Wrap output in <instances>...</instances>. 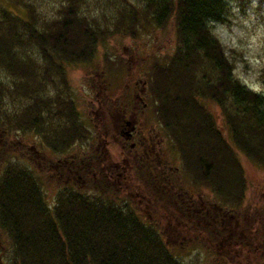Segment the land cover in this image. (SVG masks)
<instances>
[{
    "label": "trees",
    "instance_id": "obj_1",
    "mask_svg": "<svg viewBox=\"0 0 264 264\" xmlns=\"http://www.w3.org/2000/svg\"><path fill=\"white\" fill-rule=\"evenodd\" d=\"M88 1L57 0L46 17L31 0H0V134L30 132L58 153L90 137L69 95L67 67L89 64L97 45L114 34L133 38L171 22L172 51L151 57L144 86L178 165L153 171L155 163L140 155L133 169L120 167L124 185L130 177L150 187L163 176L170 228L144 220L115 179L102 182L92 152L80 167L90 173L87 186L61 180L48 205L37 167L0 145V233L10 244L0 264H184L162 235L181 231L180 196L187 206L191 200L181 187L184 181L206 187L221 211L241 207L246 181L235 148L264 170V93L235 76L233 56L212 31L223 0H93L102 8L94 14L85 11ZM113 62L103 64L109 76L126 73ZM260 77L264 85V69ZM205 100L219 108L226 136ZM53 169L66 178L65 166Z\"/></svg>",
    "mask_w": 264,
    "mask_h": 264
},
{
    "label": "rangeland",
    "instance_id": "obj_2",
    "mask_svg": "<svg viewBox=\"0 0 264 264\" xmlns=\"http://www.w3.org/2000/svg\"><path fill=\"white\" fill-rule=\"evenodd\" d=\"M31 1L42 16L46 17L53 15L57 6V0ZM223 1L221 18L210 21L212 31L218 36L226 52L233 56L235 76L248 88L264 93V85L260 77V73L264 69V0ZM98 10H102V8L95 6L93 0L87 2L85 11L94 14ZM173 45L172 24L168 22L163 29L154 27L147 33L143 32L133 38L114 34L97 45L94 58L89 64L74 63V65L68 66L66 81L69 95L75 103L79 122L90 132L91 136L85 140L84 138L77 140L65 151L60 153L51 151L30 132L0 134V145L3 148L10 149L12 156H21L23 161L28 160L30 165L37 167L36 172L41 181L42 193L48 205H51L54 192L60 187L61 180L66 179L64 175L57 177L55 173H52L57 158L63 160L74 157L77 160L78 157H84L86 153L89 156L90 152L101 157V143L98 142V135L102 134L101 125L105 115H103V111L111 112L117 108L122 109L119 102L121 99L118 96L122 90L126 89L124 86L127 84L128 91L140 89L145 78L146 68L151 63V57L169 54ZM105 59H111L114 64L116 60L119 61L123 65L122 70L124 69L126 73L129 72L130 77L125 78L126 73H116V71L111 72L112 74L109 76L110 70H104ZM103 84H105L106 90L102 88ZM104 91L109 98L104 97ZM114 100H117V103L113 107ZM144 103L140 105L141 118L144 122L143 129L147 131L143 136L146 138L147 135H150V143L146 149H142L141 144L140 147L138 146L139 150L136 149L137 152L128 146L120 147V141L117 142L118 140L112 136L114 133L113 120L110 116L107 120L111 129L106 136L108 157L106 161H110L106 164L112 175V177L111 175L108 177L111 180L115 179L114 185L118 181L122 195L128 199L131 207L134 203L144 220L153 221V218H156L159 228L167 229L169 226L167 227L166 215L172 208L169 207L170 192L166 188V185L169 186V184L164 183L163 176L159 184H152L149 187L146 181L139 182L130 177L124 185L125 179L120 174V167L121 169H126V167H129L130 170L133 169V164L137 163L136 156L140 155L145 158L143 160H147L151 164L155 163L156 166L152 167L153 171H158L159 164L162 165L164 171H168L172 165H178L175 154L169 149L170 140L155 121L152 100L147 97L144 99ZM203 103L211 111L220 131L226 136V128L222 125L219 108L208 100ZM235 151L243 165L246 181L245 197H243L241 207L229 209L230 211L227 209L221 211L220 207H212V205H216V200L206 187L187 181H184L181 187L185 189L187 196L192 200L187 206L185 199L180 196L179 212L185 216L179 225L181 231L173 230L172 233L165 231L162 235L168 247L172 248L174 253L176 251L179 253V259L183 260L184 264H264V219L262 217L264 211V170L248 160L236 148ZM112 164H117L116 169L112 167ZM114 173L116 177H114ZM89 176L90 173L83 174L82 178L88 180ZM69 181L77 186H84L80 178L76 179V182L70 179ZM170 187L175 190L174 184ZM182 189L180 195L184 196L186 194ZM216 209L218 216H223L222 218L214 216ZM0 244H3L0 254L1 251L2 254L9 252V240L1 233Z\"/></svg>",
    "mask_w": 264,
    "mask_h": 264
},
{
    "label": "flooded vegetation",
    "instance_id": "obj_3",
    "mask_svg": "<svg viewBox=\"0 0 264 264\" xmlns=\"http://www.w3.org/2000/svg\"><path fill=\"white\" fill-rule=\"evenodd\" d=\"M126 77L127 78L130 77L129 72L126 73L125 78ZM126 86L127 84L124 86V88H126L124 89L125 92H123L124 90H122L120 96L117 95L121 99L119 102L122 105V107H120L122 109L113 108L115 110H112L111 112H109V110H107V112L105 110L103 111V115L104 114L105 115L103 117L104 122L102 121V125H101L102 134L98 135V139H99L98 142L99 144L101 143L102 145V146L100 145V148L102 151L101 157L99 155L95 156V153L92 154L93 157L95 156L98 158V164H99L98 170L100 172L99 173L101 175L100 180L102 182H106V179H107L106 176L108 177L107 172L109 170V168H107L108 165L106 163L110 162L109 160L106 161V158H108L107 150H106L107 149L106 136H108V131L111 129V126H109V123L107 122V120H109V116L113 120L112 129L114 133L112 134V136L114 137V139L118 140L117 142L120 141V144H121L120 147L128 146V148H130L131 150H136L140 147V144H141V148L146 149L149 145L148 143H150L149 142L150 135H147L146 138L143 136V134L146 133L147 131L143 129L144 122L141 118V111H140L141 110L140 105L145 104L144 99L147 98V95L145 93L144 81H143L142 87H140V89L138 88L137 91L136 89H131L128 91V88ZM102 88L106 90L105 84L102 85ZM105 93L106 91H104V97L109 98L108 94L107 93L105 94ZM117 100L113 101V104H114L113 107L116 105ZM87 158H88V153H86L84 157H78L77 160L74 157L72 159L68 158V159H63V160L57 158L55 165L58 166V164H60L61 166H65V169H66L65 174H66L67 182L69 181V179L76 181V179L80 178L81 182H83V185L85 187L87 186V183H86L87 180H84L82 178V175L83 174L85 175L86 173L80 170L82 169L80 167L82 165L85 167L88 165V163L90 162V159L88 161H85ZM83 160L85 162H82ZM112 167L116 169L117 164H112ZM126 169L130 170L129 167H126ZM54 170H55L54 172L58 173L56 171L57 169H54ZM59 175L63 176V173ZM116 175L118 176L117 173ZM91 176H94V175L92 174ZM116 182L118 183V181ZM70 183L72 182L70 181Z\"/></svg>",
    "mask_w": 264,
    "mask_h": 264
}]
</instances>
